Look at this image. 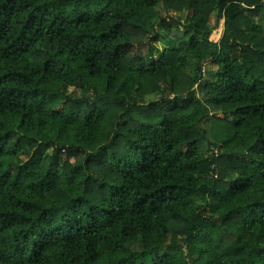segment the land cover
I'll return each mask as SVG.
<instances>
[{
    "label": "trees",
    "instance_id": "trees-1",
    "mask_svg": "<svg viewBox=\"0 0 264 264\" xmlns=\"http://www.w3.org/2000/svg\"><path fill=\"white\" fill-rule=\"evenodd\" d=\"M0 264H264V0H0Z\"/></svg>",
    "mask_w": 264,
    "mask_h": 264
},
{
    "label": "rangeland",
    "instance_id": "rangeland-1",
    "mask_svg": "<svg viewBox=\"0 0 264 264\" xmlns=\"http://www.w3.org/2000/svg\"><path fill=\"white\" fill-rule=\"evenodd\" d=\"M157 9L160 11V12H163V9H162V6L160 3H158V6H157ZM172 36L173 35H180L181 34V31L180 30H176V29H173L172 32H171ZM157 45L159 47H163L165 45V42L163 41H159L157 42ZM206 67H210L209 65H206Z\"/></svg>",
    "mask_w": 264,
    "mask_h": 264
}]
</instances>
